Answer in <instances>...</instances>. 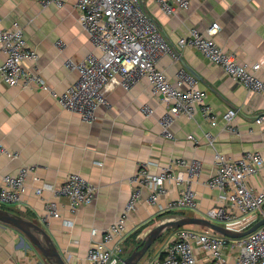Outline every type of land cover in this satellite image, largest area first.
Segmentation results:
<instances>
[{"label":"crops","instance_id":"obj_1","mask_svg":"<svg viewBox=\"0 0 264 264\" xmlns=\"http://www.w3.org/2000/svg\"><path fill=\"white\" fill-rule=\"evenodd\" d=\"M41 1L0 0V29L15 24L23 27L26 40L39 54L37 61L25 60L24 67L39 70L51 88L62 92L78 78V73L69 70L65 61L84 58L93 44L79 21L78 0H62L63 6L53 3L47 7ZM143 3L164 36L178 50L179 64L164 55L159 67L172 82L177 80L178 69L183 66L181 60L195 70L200 76L198 86L207 91L206 101L218 114L217 120L207 119L197 106L193 117L181 114L175 119L171 126L174 138H167L160 119L168 108L153 95L146 78L131 90H113L109 105L98 110V118L93 123L63 108L48 91L0 81V144L8 151L0 155V180L8 174L16 175L23 166L35 167V174L28 177L22 202L7 206L40 220L69 264H85L90 247L102 241L104 229L120 217L130 198V178L143 164L153 172H160L174 158L202 160L203 173L193 183L198 192V207L169 209L168 203L180 194V188L172 184L158 204H150L145 192L128 220L124 246L127 252L139 244L132 242L134 232L144 228L137 239L143 240L144 232L166 215L184 212L206 217L218 202L219 191L207 184L215 168L217 152L231 158L248 151L264 156V121H261L264 99L234 81L224 68L211 63L198 49L176 46L178 39L191 28L206 31L218 23L217 43L243 61L261 63L259 75L264 79V0H191L190 7L175 16L162 11L156 0H143ZM59 39L67 43L64 49L57 44ZM5 60L6 55L0 48V63ZM144 104L150 105L154 113L146 115L142 111ZM230 108L237 110L233 119L237 133L227 128L224 119V113ZM206 133L214 136V145L209 143ZM71 173L82 174L96 186L95 199L73 213L69 199L58 197L61 217L45 220L46 202L55 194L47 190L37 194L35 176L41 182L59 186ZM249 183L257 189L263 188L264 168L250 177ZM161 214L165 215L159 218ZM254 217V213L245 216L240 226ZM199 229L208 231L204 227ZM6 232L9 233L6 237L0 233V264H48L36 250L21 248L17 237L22 235L18 231ZM172 236L165 239L163 235L161 244L151 247L140 264L162 255ZM224 253L233 262L237 249L230 245ZM196 254L202 264L209 263L208 253L197 248ZM30 255L39 260L30 259Z\"/></svg>","mask_w":264,"mask_h":264},{"label":"built area","instance_id":"obj_2","mask_svg":"<svg viewBox=\"0 0 264 264\" xmlns=\"http://www.w3.org/2000/svg\"><path fill=\"white\" fill-rule=\"evenodd\" d=\"M156 1L161 10L171 16L191 5V0ZM53 3L64 5L62 0L41 1L43 7ZM76 6L79 21L93 44V49L84 58H67L65 61L69 70L78 73L76 81L66 90L58 92L51 88L39 70L25 68V60L37 61L39 54L28 43L19 24L0 29V48L6 55V60L0 63V81L12 86L37 87L48 91L63 108L93 123L98 118V110L109 105V94L113 90H131L142 78H146L153 95L168 108L160 119L167 138H174L171 126L175 119L181 114L193 117L197 106L207 119L217 120L218 114L206 101L207 91L199 88V81L191 72L180 66L177 80L172 82L159 67L164 55L179 64V54L149 15L143 0H78ZM219 28L218 23H213L206 31L193 27L187 35L178 39L176 46L198 49L211 63L224 68L234 81L264 99V79L259 75L261 63L243 61L237 54L221 47L215 40ZM57 44L64 49L67 43L59 39ZM142 111L146 115L154 113L148 104L142 106ZM236 115L235 108L224 113L227 128L235 133L239 131L233 125ZM261 121H264V116ZM206 136L209 143L214 145V136L210 133H206ZM189 137L196 140L193 135ZM5 152H8L7 149L0 144V155ZM263 168L264 156L260 152L248 151L238 158L217 152L215 168L207 184L219 191L218 202L209 209L206 217L240 229L245 216L264 213V187L257 189L249 183L250 177ZM203 169L204 162L200 159L174 158L160 172H153L147 164H143L130 178L131 194L123 212L104 229L102 241L90 247L85 264H113L115 260L123 258L125 238L129 231L128 220L145 192H148L150 204H158L160 197L168 193V185L172 184L180 188V194L168 203L169 209L197 208L198 192L193 188V183L200 179ZM33 173L35 167L26 165L16 175H5L0 180V204L21 203L28 177ZM34 179L37 194L41 195L46 190L55 194L53 199L46 202L45 220L61 217L56 198H68L70 211L75 213L82 205L93 202L97 194L96 186L80 173H71L59 186L41 182L38 176ZM230 245L237 249L233 262L224 253ZM197 248L208 253V264H264V225L239 239L185 226L173 232L162 255L155 256L145 264H202L196 254Z\"/></svg>","mask_w":264,"mask_h":264},{"label":"water","instance_id":"obj_3","mask_svg":"<svg viewBox=\"0 0 264 264\" xmlns=\"http://www.w3.org/2000/svg\"><path fill=\"white\" fill-rule=\"evenodd\" d=\"M181 62L189 72L197 79H200L199 74L195 70L190 68L184 61L181 60ZM160 220L161 221H158L146 234L142 242L139 243L128 256L119 259L116 264H140L157 240L169 231L173 232L185 226H201L210 230L212 233L230 239L245 237L264 225V214L258 221L244 230L228 227L204 216L186 214L166 215ZM0 225L9 226L15 231H18L22 235V238H27L48 264H69L55 244L52 235L47 231L40 220L28 217L23 213L11 209L7 205L0 204Z\"/></svg>","mask_w":264,"mask_h":264},{"label":"rangeland","instance_id":"obj_4","mask_svg":"<svg viewBox=\"0 0 264 264\" xmlns=\"http://www.w3.org/2000/svg\"><path fill=\"white\" fill-rule=\"evenodd\" d=\"M263 211H264V209H263ZM263 214L264 213H262V212H257V213H254V215L256 216V217H254V219H248V221H246L245 223H243L242 224V226H239L240 227V229L242 230H244V229H246V228H248V227H250L253 223H255L256 221H258L262 216H263ZM159 221H161V220H159ZM194 226V225H193ZM193 226H191V228H203V227H193ZM197 226V225H196ZM10 228V229H8V228ZM11 230V229H13V228H11V227H9V226H5V227H1L0 228V233L1 234H3L4 233V236L6 237V236H8L9 235V233L8 232H6V231H8V230ZM204 229H206V228H204ZM14 230V229H13ZM199 230H202V229H199ZM208 229H206V231H207ZM207 232H210L211 233V231L210 230H208ZM171 233H172V231H169L168 233H166L165 235H164V238L165 239H169V237L170 236H172L171 235ZM3 235L1 236V237H4ZM161 240H162V238L161 239H159V240H157L153 245H152V247L154 248V247H157V246H159L160 244H161ZM17 243L21 246V248H24L25 250H35V248H34V246L32 245V243L27 239V238H22L21 236H18L17 237ZM125 245V244H124ZM151 249V248H150ZM149 249V250H150ZM133 251V250H132ZM131 253V250L129 251L128 250V252H127V250H125L124 251V253H123V255L125 256V255H129ZM147 253H149V251L147 252ZM147 255V254H146ZM145 255V256H146ZM33 255H30L29 257H30V259H36V260H39V259H37L36 257H32ZM45 264V263H44Z\"/></svg>","mask_w":264,"mask_h":264},{"label":"trees","instance_id":"obj_5","mask_svg":"<svg viewBox=\"0 0 264 264\" xmlns=\"http://www.w3.org/2000/svg\"><path fill=\"white\" fill-rule=\"evenodd\" d=\"M170 213H172V212H167V213H165V214H170ZM165 214H161V215L159 216V218L163 217ZM179 214H184V212H180ZM147 226H148V225H147ZM143 229H144V228H140L139 230H137L136 232L133 233V235H132V237H133L132 242H134V243H141V242H142V239H140V241H138L137 239H138L139 235L142 234ZM150 229H151V228H149L148 231H145V232H144V236L146 235V233H148V232L150 231Z\"/></svg>","mask_w":264,"mask_h":264}]
</instances>
